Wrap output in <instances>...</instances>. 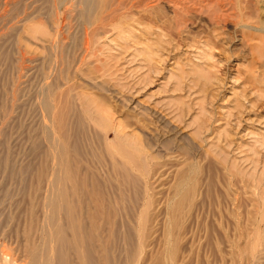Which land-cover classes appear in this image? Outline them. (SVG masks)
<instances>
[{"label": "rangeland", "instance_id": "obj_1", "mask_svg": "<svg viewBox=\"0 0 264 264\" xmlns=\"http://www.w3.org/2000/svg\"><path fill=\"white\" fill-rule=\"evenodd\" d=\"M170 1L0 0V264L44 262L46 219L64 231L53 263L78 264L67 213L45 209L61 163L42 132L45 84L69 115L86 264H264V0ZM104 131L158 174L146 183L116 154L121 176L106 177ZM99 198L120 200L113 244Z\"/></svg>", "mask_w": 264, "mask_h": 264}, {"label": "bare ground", "instance_id": "obj_2", "mask_svg": "<svg viewBox=\"0 0 264 264\" xmlns=\"http://www.w3.org/2000/svg\"><path fill=\"white\" fill-rule=\"evenodd\" d=\"M154 2H157L159 0H152ZM170 1V0H169ZM199 1L201 2H204L205 0H174L173 2H175V4L177 3H183V2H187L189 3L190 2V5L191 6H194L196 5ZM171 2V1H170ZM174 4V5H175ZM185 5V4H184ZM190 5L187 4L186 6V9H188L189 7H191ZM184 8V7H183ZM185 9V10H186ZM186 22V17H183V16H180L179 19H178V24L181 25V24H184ZM44 29V28H43ZM219 29V28H217ZM217 29L215 31H217ZM34 30V29H33ZM32 30V31H33ZM37 29H35L36 31ZM40 30V29H39ZM35 31H33V34L35 33ZM219 31V30H218ZM36 33H38V30L36 31ZM42 33V32H41ZM40 33V34H41ZM45 36V35H44ZM53 37V36H51ZM38 38V37H37ZM55 38V37H53ZM43 39V38H42ZM41 39V41H42ZM45 39V38H44ZM46 40V39H45ZM44 40V41H45ZM55 40V39H54ZM43 41V42H44ZM48 41V40H46ZM45 41V42H46ZM53 42V41H52ZM60 42V41H59ZM44 46V45H43ZM55 49V48H54ZM62 52V50H61ZM27 53V51H26ZM43 53V52H42ZM58 54V53H57ZM84 55V54H83ZM84 59V58H83ZM82 58L80 59V62H83ZM79 62V61H78ZM59 63V62H58ZM76 71V70H75ZM80 70H78L77 73H79ZM77 75V74H76ZM80 75V74H79ZM48 77V76H47ZM77 77V76H75ZM94 78V77H93ZM47 79V78H46ZM45 81V80H44ZM70 81V80H69ZM81 81V80H80ZM42 83V82H41ZM64 84V83H63ZM83 84V83H82ZM95 84V83H94ZM99 84V83H98ZM46 85V84H45ZM43 85V86H40V96H41V105H40V108L43 109L42 113V117H43V134H44V138L46 140H48L49 142V145H50V152L53 153V158H55V161H57L58 163H60V165H57L56 168H53L55 170H53V174L50 176V183H49V188H50V196H48V198H46L45 200V206H46V210H50L52 211L54 214L58 215L59 216V213H67L68 217L70 218V229H71V237H70V243L72 244V250H73V253L75 256H77V259H78V264H86V250L83 248L82 245V242H83V237L82 235L84 234V231H85V234H87V227L86 226H83V229H81V222H79V217L77 218V214L74 215L75 212H77V209L76 207L71 204V200L67 199L66 197V192H67V189L68 187L71 188L72 192L75 193L76 189H77V186L76 184H72V180H73V177L74 174V170L72 171L71 169V164H70V160L69 158H66V149H67V142H68V139H69V133H68V116L66 113H64L60 107V102H62L61 100L59 101V97L55 98V99H52L50 97V92L48 93L49 89L46 88V86ZM66 85V84H65ZM88 85V84H87ZM95 86V85H94ZM60 87V86H59ZM70 87V86H69ZM39 90V89H38ZM54 90V89H53ZM52 90V91H53ZM67 90V89H66ZM70 90V89H69ZM63 94V93H62ZM39 96V97H40ZM63 96V95H62ZM50 97V99H49ZM81 97V96H80ZM78 98V96H77ZM81 100V99H79ZM83 101V100H82ZM89 101V100H88ZM85 104V103H84ZM82 103V105H84ZM86 108V107H85ZM107 109V108H106ZM102 110V109H101ZM104 111V110H103ZM83 112H85L84 110V107H83ZM154 112V111H153ZM103 113V112H102ZM154 114V113H153ZM78 117V116H77ZM85 117V116H84ZM155 119H156V122H158L159 124H164V125H167L165 124L167 122L164 121L165 118H164V115H161L160 113H157L154 115ZM94 118V117H93ZM70 119V118H69ZM154 119V118H153ZM81 120V119H80ZM155 121V120H154ZM139 123V121H137ZM42 123V122H41ZM100 125H103V127H105V123L104 121H100L98 122ZM147 123V122H145ZM96 124V123H95ZM119 124V123H118ZM117 124V125H118ZM121 124V123H120ZM142 124V123H141ZM149 124V122L147 123ZM122 125V124H121ZM134 125V123H133ZM146 125V124H145ZM157 125V124H156ZM161 125V126H162ZM163 125V126H164ZM119 126V125H118ZM117 126V128H118ZM136 126V125H135ZM120 127V126H119ZM123 127V126H122ZM137 127V126H136ZM152 127V126H151ZM160 127V126H159ZM113 128V127H112ZM116 128V127H115ZM163 128V127H162ZM165 128V126H164ZM120 129V128H119ZM119 129H114L115 130V139H121V137L123 136L122 134V130H119ZM153 129V128H152ZM141 130V129H140ZM151 130V129H150ZM157 129H155V134H156V131ZM143 131V130H142ZM152 131V130H151ZM150 131V132H151ZM147 133V132H146ZM154 133V132H153ZM145 134V132L143 133ZM126 135V133H125ZM124 135V136H125ZM147 135V134H145ZM157 135V134H156ZM110 135H108V131H104L103 132V137H104V140H105V144L107 145V152L109 154V161L110 163L112 164L111 165V168L107 169L105 171L106 173V177L108 175H113V177H119L121 176L120 175V168L117 167V163H118V157L115 156L116 154L123 157V158H126L127 159V162L130 164V167H129V173L130 171L132 172H139V174L142 176V178H145V182L148 183V180H150L151 178H154V176H156L158 174V170H152L150 169L151 168V162H149V158L148 156H146L145 154L143 153H140L139 152V147L137 146H129V147H124V144L123 143H116L115 145L113 143H111V141L108 139ZM121 136V137H120ZM123 136V138H124ZM143 137H145L143 135ZM148 137V136H147ZM153 137V136H152ZM151 137V138H152ZM155 138V137H153ZM45 140V141H46ZM156 140V139H155ZM151 141V139H150ZM159 141V140H158ZM144 142V141H143ZM148 142V141H147ZM152 142V141H151ZM151 142H148V148L149 149H152L154 148V146L156 145H153L151 144ZM154 142V141H153ZM157 142V141H155ZM145 144V143H144ZM151 144V145H150ZM155 144V143H154ZM159 144V143H158ZM102 146V145H101ZM137 147V148H136ZM147 147V146H146ZM131 148L133 150H131ZM147 148V149H148ZM160 148V147H158ZM157 150V148H156ZM155 150V151H156ZM158 151V150H157ZM161 151V150H160ZM137 154V156H136ZM158 155L161 156L160 153H158ZM136 156V157H135ZM159 156V157H160ZM136 158L137 160H139V165L136 166ZM53 160V159H52ZM54 161V160H53ZM120 161V160H119ZM52 162V161H51ZM54 167L56 165V163L54 162ZM53 164H50V165H53ZM74 164V163H73ZM53 167V166H52ZM62 167V168H60ZM128 169V168H127ZM126 169V170H127ZM123 171V170H122ZM90 172V171H89ZM104 173V174H105ZM50 174V173H49ZM103 174V175H104ZM123 174V173H122ZM105 176V175H104ZM126 176V174H125ZM156 179V178H155ZM132 181V180H131ZM154 182V181H153ZM130 183V182H129ZM133 183V182H132ZM155 183V182H154ZM88 184V183H87ZM138 185V184H137ZM149 185V184H148ZM82 186V184H81ZM135 186V185H134ZM149 187V186H148ZM120 188H121V185H120ZM79 189V188H78ZM90 192H91V189H89ZM121 189H120V194H119V198L121 200V197H122V193H121ZM149 192H148V188H145L144 190V195L143 197L141 198V200L139 201V206H140V212H139V217L138 219L142 218L143 215H144V212L145 210L148 208V204H149ZM176 195V194H175ZM174 197V196H173ZM70 198V197H69ZM119 200V201H120ZM119 201L115 198H107L105 202H103V199L102 198H99V199H96V202L98 204V211H100L103 215L104 218H106V212H105V209H109L110 211V217L107 219L106 221V224L108 225V228L109 230L111 231V234H110V240H108L109 242H112L113 244V241L115 240L116 242V233H117V230L118 228L120 227L121 225V222L120 220L117 219L118 217V214H119V206H118V203ZM173 201V198H170V200L167 202V209L170 210L171 208H173V205L174 203L172 202ZM96 204V203H95ZM97 206V205H96ZM92 207V206H91ZM90 207V209H91ZM107 207V208H105ZM93 208V207H92ZM100 209V210H99ZM47 213V216L50 214ZM88 213V214H87ZM87 214V216H86ZM94 215V211H89V210H85V216L86 218H89V220L91 219V217ZM62 216V215H61ZM66 216V215H65ZM131 216V215H130ZM96 217V216H95ZM108 217V215H107ZM49 219V217H46ZM57 218V216H56ZM119 218V217H118ZM51 219V218H50ZM54 219V218H53ZM62 219V217H61ZM47 220V219H46ZM45 220V222L43 224H46V227L43 228L42 230V237H43V241L45 243L44 246L45 247V251H46V260L44 259V262H37L38 264H55L53 263L54 262V258H55V255H57V257L60 255L61 251L59 250L58 251V248L62 247L63 248V233L64 231L60 230L58 227L60 225H55L56 224V219H54L55 221H53V225L50 223L52 221L48 223H46L47 221ZM104 220V219H103ZM49 221V220H48ZM97 221V220H96ZM133 222V221H132ZM138 223V221H137ZM48 224V226H47ZM120 224V225H119ZM94 226V224H92ZM137 227V225H136ZM107 228V229H108ZM120 229V228H119ZM139 230V229H138ZM120 231V230H119ZM91 232V231H90ZM127 235V234H126ZM57 236H62V239L61 238H58ZM109 237V236H108ZM120 237V235H119ZM134 237V236H133ZM94 238V237H93ZM104 239V238H103ZM105 242V240H104ZM119 242V241H118ZM85 244V243H84ZM99 244V243H98ZM104 244V243H103ZM110 244L109 243V247H110ZM42 245V244H41ZM92 246V245H91ZM96 247V246H95ZM102 247V245H101ZM98 248V247H97ZM109 249L111 248H108V251ZM96 250V249H95ZM42 251V249H41ZM89 251V249H88ZM107 251V252H108ZM102 252H105L103 247H102ZM39 253V251H38ZM41 255H42V252H40ZM103 254V253H102ZM109 254V253H108ZM89 255V254H88ZM90 256V255H89ZM104 256V255H103ZM36 257V256H35ZM45 257V256H44ZM40 260L41 257H39Z\"/></svg>", "mask_w": 264, "mask_h": 264}]
</instances>
